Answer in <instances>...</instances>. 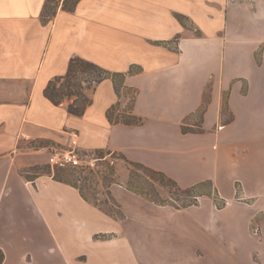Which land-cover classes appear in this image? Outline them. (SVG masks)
<instances>
[{
	"label": "crops",
	"instance_id": "0c3cea01",
	"mask_svg": "<svg viewBox=\"0 0 264 264\" xmlns=\"http://www.w3.org/2000/svg\"><path fill=\"white\" fill-rule=\"evenodd\" d=\"M44 1L0 0L1 264H264V205L231 206L219 219L229 201L156 204L124 187L121 172L109 188L118 216L32 172L76 131L81 152L120 153L180 187L218 186L237 168L264 194V0H80L48 22ZM76 56L127 73L128 111L141 124L109 122L121 101L110 79L88 91L81 116L44 96Z\"/></svg>",
	"mask_w": 264,
	"mask_h": 264
},
{
	"label": "rangeland",
	"instance_id": "374dc122",
	"mask_svg": "<svg viewBox=\"0 0 264 264\" xmlns=\"http://www.w3.org/2000/svg\"><path fill=\"white\" fill-rule=\"evenodd\" d=\"M53 5V3H50L48 6L51 8ZM52 11L53 10H49V14ZM256 60L260 62V53L256 54ZM225 93L226 92L223 93V102H225ZM125 96V89H122V96L118 109L123 112H127L130 108V102ZM222 114H227L225 106L222 108ZM200 116V112L195 115V122L199 121ZM187 129L197 130V128ZM83 155L84 160H86L88 163L81 168L63 167L52 169L47 163H45L34 167L32 172H49L52 175L55 173L56 175H59L68 181L75 182L79 187L82 188L91 202H95L102 209L118 216L121 215V212L118 209V206L112 200L109 188L113 184H121V172L123 174L125 172L128 176L127 181L122 182L124 187L131 189L133 192L146 197L149 200L155 199L157 201H171L174 204H181L183 201L191 200L192 194H201V196L211 198L215 204H221L224 201L225 206L229 201L230 203H228L226 209L220 213L219 219L220 216L226 211H232L231 206H249L250 208L248 207V209H246L249 214V212L264 205V194L259 191L260 188H258L256 183L248 184L249 186L247 184L245 185V179L243 181L246 187L243 186L241 180L242 174L237 168H234L233 170H226L224 173L225 176L219 182L218 186L212 182V186L206 185L200 187L196 191L183 193L179 190H176L172 185L162 183L157 176H148L147 171L144 169L131 166L125 159L122 158L120 153H107L106 151H103L102 155H104L105 158L102 157L101 159L98 158L101 156V154H99L97 151H92L86 154L83 153ZM245 176L246 174L243 177ZM236 177L238 179L234 180ZM207 193L209 195H207ZM201 196H198V198ZM170 197L173 199H170ZM202 204L204 205H202L199 211L207 212L205 201ZM259 214H264V211L260 212ZM172 218V221H175L177 217ZM251 232L255 238L261 234L260 227L254 221L251 224Z\"/></svg>",
	"mask_w": 264,
	"mask_h": 264
},
{
	"label": "trees",
	"instance_id": "16d2710c",
	"mask_svg": "<svg viewBox=\"0 0 264 264\" xmlns=\"http://www.w3.org/2000/svg\"><path fill=\"white\" fill-rule=\"evenodd\" d=\"M79 1L80 0H45L40 14L42 21L44 22L50 21L52 17L55 15L59 6L62 10L73 11ZM50 3L54 4L51 8L50 6H48ZM49 10H53V11L49 14ZM177 18L179 21H183V16L177 15ZM139 70L140 69L137 68L135 71H139ZM133 71L134 69L130 68L128 73H132ZM126 75L127 73L124 72L109 71L94 62L76 56L70 58L68 62L67 70L63 75L55 76L47 83L46 87L43 90V94L47 99H49L55 105L61 103L66 104L68 113L75 116H81L84 113L86 107L92 102V99L88 91H92L95 88V86L99 84L101 81L105 79H110L113 83V87L116 95L118 96V98H121L122 89H124V79ZM131 92H132V98H130V108L136 90H131ZM119 104L120 101L118 100L106 111V116L110 123H123L126 125H139L142 123V119L132 114L131 111L118 112L117 110ZM96 151L99 154H101V156H99L98 158L104 157V155H102L103 154L102 150H96ZM122 158L125 159L131 166L137 167L139 169H144L145 171H147L148 176L151 177L157 176L159 177L162 183L172 185L175 187L176 190H179L183 193L196 191L200 187L206 185L212 186L211 180H204L192 186L180 187L175 180L168 177L163 172L154 170L142 163L129 161L124 156H122ZM53 178L58 181L66 182L73 185L80 191L81 195L85 199H88L87 195L84 193L82 188L79 187L75 182L68 181L63 177L56 175L55 173L53 174ZM207 195L209 194L207 193ZM191 196H192L191 200L183 201V203L181 204L180 203L174 204L171 201H162V200L157 201L155 199H151L150 201L160 205L168 204L176 209H183L190 205H196L198 203V196H201V194H192ZM170 199L173 198L170 197ZM224 204L225 202L223 201L221 204L216 203L215 205L217 208H222ZM3 259H4V253L0 249V264L2 263Z\"/></svg>",
	"mask_w": 264,
	"mask_h": 264
},
{
	"label": "built area",
	"instance_id": "2783aa9c",
	"mask_svg": "<svg viewBox=\"0 0 264 264\" xmlns=\"http://www.w3.org/2000/svg\"><path fill=\"white\" fill-rule=\"evenodd\" d=\"M69 137V143L65 148H53L49 152L47 162L52 169L63 167L81 168L87 165L88 162L84 160L83 152L77 148L78 133L70 131Z\"/></svg>",
	"mask_w": 264,
	"mask_h": 264
}]
</instances>
